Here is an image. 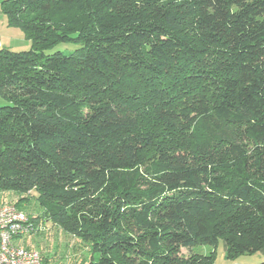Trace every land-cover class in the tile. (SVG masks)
Masks as SVG:
<instances>
[{"label":"trees","instance_id":"trees-1","mask_svg":"<svg viewBox=\"0 0 264 264\" xmlns=\"http://www.w3.org/2000/svg\"><path fill=\"white\" fill-rule=\"evenodd\" d=\"M0 4L33 44L0 48V200L32 194L84 264L264 250V0Z\"/></svg>","mask_w":264,"mask_h":264},{"label":"rangeland","instance_id":"rangeland-1","mask_svg":"<svg viewBox=\"0 0 264 264\" xmlns=\"http://www.w3.org/2000/svg\"><path fill=\"white\" fill-rule=\"evenodd\" d=\"M0 41L1 49L10 50L13 52H24L32 49V41L28 39L25 33L17 27L8 24L7 17L4 15L0 4ZM75 45H60L50 53L57 50L65 53L72 52L76 49ZM9 105L0 96V107ZM162 136H168V133L163 131ZM166 144L174 141L172 137L165 139ZM183 142V141H182ZM31 198L24 201L21 209L29 216V218H40L38 223H35L41 229L34 235L25 238L27 247L36 249L42 256L43 264H84L90 256L89 249L84 246L79 240L64 232L59 226H56L52 221L46 220L43 216V208L37 200L28 194ZM19 195L14 193L4 194L1 202L15 204L19 200ZM32 221V220H31ZM211 251L209 247H195L189 251L182 249V255L189 257L191 254L197 253L208 255ZM260 255H245L236 261L229 260L226 256L224 245L221 243L216 254V259L213 264H261Z\"/></svg>","mask_w":264,"mask_h":264},{"label":"built area","instance_id":"built-area-1","mask_svg":"<svg viewBox=\"0 0 264 264\" xmlns=\"http://www.w3.org/2000/svg\"><path fill=\"white\" fill-rule=\"evenodd\" d=\"M40 229L14 204H0V264H43L41 254L37 250L20 244Z\"/></svg>","mask_w":264,"mask_h":264},{"label":"crops","instance_id":"crops-1","mask_svg":"<svg viewBox=\"0 0 264 264\" xmlns=\"http://www.w3.org/2000/svg\"><path fill=\"white\" fill-rule=\"evenodd\" d=\"M258 255H260V258L262 259L261 264H264V250L261 251Z\"/></svg>","mask_w":264,"mask_h":264}]
</instances>
